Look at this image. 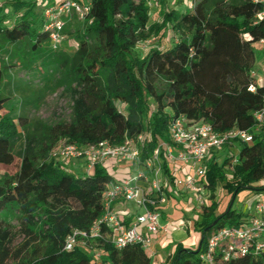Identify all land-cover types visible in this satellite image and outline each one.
I'll return each instance as SVG.
<instances>
[{"label":"trees","instance_id":"trees-1","mask_svg":"<svg viewBox=\"0 0 264 264\" xmlns=\"http://www.w3.org/2000/svg\"><path fill=\"white\" fill-rule=\"evenodd\" d=\"M87 1L91 21H84L76 34L78 47L68 57L75 65L80 90L71 122L55 129L68 142L83 146L106 140L116 145L125 137L145 134L140 152L143 163L162 143L176 148L169 129L179 117L205 120L219 132L253 127V113L261 107L264 95V83L251 75L252 43L264 37V18L254 20L261 4L200 0L187 13L163 9L159 20L150 21L147 0ZM40 4L44 0H0V36L12 43L29 39L33 49L48 42L42 10L39 15L35 10ZM7 7L14 12L9 24H5ZM152 35L157 43L142 56L137 54L138 42ZM16 134L17 123L0 114V165L14 163L11 146ZM233 146L238 149L236 162L231 161L229 146L213 152L206 162L204 185L210 195L209 204L200 209L194 222L200 233L197 247L174 244L164 264H200L198 253L209 232L243 218L231 207L239 190L264 191L260 183L264 180V140L255 136L251 143L235 141ZM159 151L164 192H169L175 184V169L166 160L165 148ZM47 155L45 149L43 160L36 163L25 154L14 174L0 179V264H94L91 244L69 251L62 250V245L71 229L86 230L101 217L103 193L113 177L99 163L90 172H70ZM218 185L230 198L217 214L214 192ZM10 209L17 212L26 238L15 246L14 234L3 220V213ZM92 243L100 252L101 264H151L148 251L140 245L117 249L105 240ZM225 264H264V260L245 255Z\"/></svg>","mask_w":264,"mask_h":264},{"label":"built area","instance_id":"built-area-1","mask_svg":"<svg viewBox=\"0 0 264 264\" xmlns=\"http://www.w3.org/2000/svg\"><path fill=\"white\" fill-rule=\"evenodd\" d=\"M194 0H189L193 4ZM262 5L255 15V22L264 18V0H250ZM194 4L192 5V7ZM91 5L80 0H45L42 8L43 29L48 35V43L57 49L65 40V28L72 19L89 22ZM264 45V37L258 41ZM258 80V75L251 72ZM264 83V79L261 80ZM254 90V86H250ZM255 123L250 129L232 128L216 131L205 120L195 122L179 117L171 122L169 133L176 148L163 143L156 148L151 157L140 163V152L145 134L125 137L122 143L111 145L106 140L83 146L65 142L53 153L63 161L82 160L85 171L90 172L97 163L105 166L108 160L117 164H132L136 168L129 171L121 180H111L103 193V214L88 229H71L65 237L62 250L69 251L75 246H90L92 241L105 240L115 248L140 245L147 251L152 244V235L166 230L162 224L160 207L165 203L166 181L161 170L160 147L165 148L167 162L173 168L186 169V173L175 178L173 190L189 193L198 208L209 204L204 197L206 187V162L213 152L225 146L234 149L235 141L251 143L255 136L264 140V95L263 103L254 111ZM232 162L237 161L233 157ZM171 190V189H170ZM133 202L139 209L130 223H126L112 209L113 201ZM245 255H259L264 260V199H257L238 223L223 226L209 232L198 253L200 264H225ZM94 264H101L100 252L94 250Z\"/></svg>","mask_w":264,"mask_h":264},{"label":"rangeland","instance_id":"rangeland-1","mask_svg":"<svg viewBox=\"0 0 264 264\" xmlns=\"http://www.w3.org/2000/svg\"><path fill=\"white\" fill-rule=\"evenodd\" d=\"M85 1L87 0H82V2ZM199 1L192 2L195 4ZM147 2L150 21L159 20L163 9L187 13L193 5L189 0H165V3L161 5L158 0H147ZM43 7L44 5L41 4L36 7L38 15ZM6 11L8 17L5 24H9L14 12L9 7ZM84 24V21L72 19L64 31L65 40L57 49H52L47 41L33 49L32 41L29 39L12 43L6 37L0 36V101L2 103L0 114L9 116L17 123V134L11 146L14 163L0 165V179L13 175L17 163L25 154H28L36 163H40L45 149H48L49 158L63 166L66 165L70 172L75 170L69 165L81 163L80 160L63 161L54 157L53 153L57 147L68 142L67 138L55 129L58 124H69L73 116L74 100L80 87L74 78L75 65L68 57L78 47L76 34L83 29ZM171 33L168 31V36ZM155 37L152 35L139 41L135 52L142 56L157 43ZM161 43H167V40ZM252 48L255 57L252 70L258 76L264 75V45L255 42L252 43ZM117 107L125 111L124 105L117 103ZM228 153L232 158L237 157L238 149L234 148ZM82 166L84 167V164L79 167L82 168ZM226 175L230 178V173L226 172ZM260 183L264 185V180ZM255 185L256 183L253 184ZM164 194L165 203L160 207V213L161 221L167 223V229L163 231V240L166 244L182 243L184 246L195 249L200 238L199 231L194 229V222L198 219L200 211L198 205L191 195L187 198V193L181 194L172 189L171 192H164ZM209 195L210 191L206 187L204 197L208 202ZM214 197L219 203L218 214L225 209L230 196L221 185H218ZM259 198L264 199V191L243 188L236 194L231 207L234 211L242 213L244 217ZM3 214V220L14 234L13 245L23 242L26 238L20 231L17 212L10 209ZM34 245L38 247L37 244ZM91 245L94 250L99 251L95 248V243L91 242ZM152 247L148 250L149 254H152ZM25 255L29 256L30 251Z\"/></svg>","mask_w":264,"mask_h":264},{"label":"crops","instance_id":"crops-1","mask_svg":"<svg viewBox=\"0 0 264 264\" xmlns=\"http://www.w3.org/2000/svg\"><path fill=\"white\" fill-rule=\"evenodd\" d=\"M262 79H264V75L260 74L258 77V81L261 82ZM80 161L81 163L80 162L76 164L72 163L71 164L72 166L69 165V167L73 168L75 172L85 171V167L83 166L82 168L79 167L83 165L82 163L83 161L82 160ZM105 167L107 168L108 172L110 173V175L113 177L114 180H121L123 177L127 175L129 171L135 170L136 168L132 164H117L111 160H108L106 162ZM174 169H175L176 177H181L183 174L187 172L186 169H184L183 167L181 168L175 167ZM169 192H171V190H169ZM190 195L191 194L187 193V196H188L187 198H189ZM111 206H112V209L118 214V216H120L126 223H130L133 220L135 214L139 212V209L133 202H123L121 200H118V201H113L111 203ZM161 219H162V216H161ZM162 224L163 226L167 225V223L164 221L162 222ZM163 231L165 230H160L156 234L152 235L151 247L153 245L152 247L153 249L151 251L152 254H149L151 257V264H164L166 257L174 249V245L166 244V242L163 240L164 238Z\"/></svg>","mask_w":264,"mask_h":264}]
</instances>
